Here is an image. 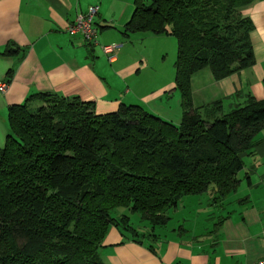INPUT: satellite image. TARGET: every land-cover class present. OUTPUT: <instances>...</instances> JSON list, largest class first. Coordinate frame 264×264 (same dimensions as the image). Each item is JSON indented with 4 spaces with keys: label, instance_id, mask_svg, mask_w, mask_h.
I'll use <instances>...</instances> for the list:
<instances>
[{
    "label": "trees",
    "instance_id": "16d2710c",
    "mask_svg": "<svg viewBox=\"0 0 264 264\" xmlns=\"http://www.w3.org/2000/svg\"><path fill=\"white\" fill-rule=\"evenodd\" d=\"M253 0H134L123 34L177 40V126L140 105L98 114L93 103L52 92L8 108L0 148V264H105L99 249L111 224L141 235L124 208L153 227L170 221L185 196L235 192L264 131V101L248 97L230 111L221 102L195 108L192 76L222 79L254 64ZM89 47L93 45L88 44Z\"/></svg>",
    "mask_w": 264,
    "mask_h": 264
},
{
    "label": "crops",
    "instance_id": "0c3cea01",
    "mask_svg": "<svg viewBox=\"0 0 264 264\" xmlns=\"http://www.w3.org/2000/svg\"><path fill=\"white\" fill-rule=\"evenodd\" d=\"M90 6L99 7L95 18L98 44L92 48L67 31ZM133 11L134 0H0V84H7V90L0 91V148L6 145L8 108L41 92L79 97L93 103L98 114L116 112L121 104H134L177 126L182 123L184 111L176 78L170 81V90L148 100L125 89L129 85L126 76L141 62L140 56H130L134 44L153 38L175 39L148 32L126 37L123 31ZM243 13L254 24L251 43L255 62L222 79H216L210 69L195 73L193 105L202 108L203 114L215 102H221L228 112L248 97L264 101V0H253ZM104 45H120L113 62L104 53ZM259 139L252 152L241 155L244 169L235 192L218 204H212L209 195H205L208 198L204 202V195L185 196L186 206L179 203L173 213L178 215L183 208L189 214L178 220L183 222L179 228L169 232L156 233V229L166 228L170 221L148 232L138 231L141 237L136 239L128 229L111 224L99 249L102 261L255 264L264 259V131Z\"/></svg>",
    "mask_w": 264,
    "mask_h": 264
},
{
    "label": "rangeland",
    "instance_id": "374dc122",
    "mask_svg": "<svg viewBox=\"0 0 264 264\" xmlns=\"http://www.w3.org/2000/svg\"><path fill=\"white\" fill-rule=\"evenodd\" d=\"M175 39L153 38L150 40H141L138 43H135L131 49L130 56H140L139 60H141V62L138 66L131 69L130 74L126 76L129 85H126L125 89L127 88L130 92H138L140 96H144V100H148L149 98L155 97L166 90H170L171 86H173L170 81H174L176 78L175 62L177 60V49L175 47ZM164 49L166 52H164ZM97 51L98 48L95 47V52L97 53ZM144 57L148 58V61H144ZM142 104L145 105V103ZM203 195V202L208 198L205 195H209L210 197H213V199H211L212 204L219 203L220 199H214L215 196L211 191L195 196ZM195 196H191L190 198H194ZM186 197L183 198L184 200L182 199L181 202H179L181 207L186 206L184 205L185 202H183L186 201ZM181 209L182 211L178 215L173 213L174 210H172L170 212V216L171 218L173 217V220H170L168 223L169 225L166 228H157L156 233H161L162 231L169 232L173 228H179L183 222H178V220L189 214L188 210L184 211L183 208ZM110 214L114 217H117L118 214H128L131 220L130 226L139 232H141V230L147 232L151 231V228L153 227L149 221L142 219V215L139 212H128L124 208H117L111 211ZM147 242H151V240H147Z\"/></svg>",
    "mask_w": 264,
    "mask_h": 264
},
{
    "label": "built area",
    "instance_id": "2783aa9c",
    "mask_svg": "<svg viewBox=\"0 0 264 264\" xmlns=\"http://www.w3.org/2000/svg\"><path fill=\"white\" fill-rule=\"evenodd\" d=\"M98 6H90L85 13H81L77 18L68 26L67 31L71 36H80L86 43L97 45V36L99 29L95 24V18L98 14ZM120 45H104L102 49L109 57L110 61H114V54L119 49ZM7 84H0V91L5 92ZM255 264H264V259L256 262Z\"/></svg>",
    "mask_w": 264,
    "mask_h": 264
}]
</instances>
